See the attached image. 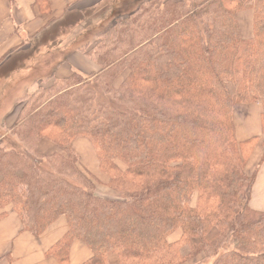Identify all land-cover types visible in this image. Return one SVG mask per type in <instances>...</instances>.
<instances>
[{
    "label": "trees",
    "instance_id": "1",
    "mask_svg": "<svg viewBox=\"0 0 264 264\" xmlns=\"http://www.w3.org/2000/svg\"><path fill=\"white\" fill-rule=\"evenodd\" d=\"M82 51L98 70L39 83L0 137V220L10 209L39 237L64 218L48 253L62 263L79 241L91 253L83 264H264V211L249 206L264 141L248 175L260 139L234 131L236 106L259 104L264 138V0H145ZM77 138L117 198L80 172ZM44 139L59 151L41 154Z\"/></svg>",
    "mask_w": 264,
    "mask_h": 264
},
{
    "label": "rangeland",
    "instance_id": "2",
    "mask_svg": "<svg viewBox=\"0 0 264 264\" xmlns=\"http://www.w3.org/2000/svg\"><path fill=\"white\" fill-rule=\"evenodd\" d=\"M108 1L98 8L79 13V16L73 15V18L70 17L71 14L70 16L62 15L55 23L53 22L54 17L51 20L48 19L47 26L42 27L34 39L28 42L31 45L17 49L13 56L0 61V137L9 134V128L14 119L12 115L16 113L20 99L26 94L32 93L39 83L50 84L52 75L54 77L55 71L66 61L63 59H66L67 55L76 52L84 56L82 50L95 40L99 31L117 16L134 12L145 0H116V4L114 0ZM40 11L41 14H46L45 9ZM250 21V12L238 14V24L244 38H248L251 34ZM25 54L39 56L27 62L23 58ZM84 57L98 70V66L90 58ZM74 72L82 74L72 71V73ZM127 75L128 70L123 71L115 80L114 88H118ZM260 112L259 104L239 105L236 106L234 112L236 140L242 142L253 137L260 139L248 160L246 167L248 175L254 172L263 153L260 145L264 141L260 133ZM71 148L79 158L78 169L92 182L96 195L110 199L117 198L118 194L107 186L108 177L100 170L96 153L90 142L85 138H77L72 142ZM38 150L46 156L59 151L52 142L46 139L40 142ZM254 185L252 187L253 203L264 208V163L257 173ZM251 201L252 199H250V203ZM194 204L195 198L192 200V205ZM250 208L252 209L251 206ZM59 220L64 221V218ZM180 236L181 232L176 231L168 238V242H177ZM194 262L196 260L190 261L189 264H194Z\"/></svg>",
    "mask_w": 264,
    "mask_h": 264
},
{
    "label": "crops",
    "instance_id": "3",
    "mask_svg": "<svg viewBox=\"0 0 264 264\" xmlns=\"http://www.w3.org/2000/svg\"><path fill=\"white\" fill-rule=\"evenodd\" d=\"M114 1L116 4V0ZM47 2L49 3V12L40 15L33 0H0V61L13 56L17 49L29 46L28 42L34 39L42 27L47 26L48 19L51 20L54 17L53 22L55 23L62 15L70 16L71 14L70 17L73 18V15L79 16V13L98 8L109 1L47 0ZM38 56L25 54L23 58L30 62ZM63 60L66 61L54 73L56 80L67 79L72 71L82 74H91L97 71L96 66L88 62L80 53H70ZM251 199L250 206L253 210H264L259 204L253 203V192ZM64 221L58 219L41 236L34 237L32 234L22 231L20 220L16 214L10 209H6L5 216L0 220V264H83L86 262L91 257V253L79 241L71 243L67 259L63 263L53 256H48L51 248L67 230Z\"/></svg>",
    "mask_w": 264,
    "mask_h": 264
}]
</instances>
